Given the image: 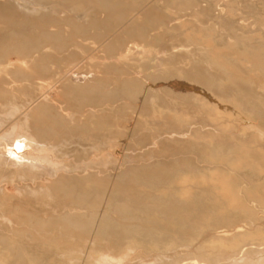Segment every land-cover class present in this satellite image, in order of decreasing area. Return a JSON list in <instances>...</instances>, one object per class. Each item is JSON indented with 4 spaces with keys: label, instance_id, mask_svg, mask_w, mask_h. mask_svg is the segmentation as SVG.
I'll return each instance as SVG.
<instances>
[{
    "label": "rangeland",
    "instance_id": "rangeland-1",
    "mask_svg": "<svg viewBox=\"0 0 264 264\" xmlns=\"http://www.w3.org/2000/svg\"><path fill=\"white\" fill-rule=\"evenodd\" d=\"M11 104L1 130L28 120L51 162L0 164V264H213L150 246L236 225L222 254L264 264V0H0V118Z\"/></svg>",
    "mask_w": 264,
    "mask_h": 264
},
{
    "label": "bare ground",
    "instance_id": "bare-ground-1",
    "mask_svg": "<svg viewBox=\"0 0 264 264\" xmlns=\"http://www.w3.org/2000/svg\"><path fill=\"white\" fill-rule=\"evenodd\" d=\"M24 6H28V4L19 5L18 8H21V10H23L25 14L31 15L33 13L32 8L24 7ZM133 46H135V45H133ZM136 47H137V45L135 46V48ZM129 52H130V49H128L126 51V54H128ZM27 62H28V60L27 61L24 60V61H20L19 63H21V65H26ZM5 64L6 65H3V67H4V69H7V67L13 66L14 63L9 62V63H5ZM18 111H19V108L16 105H14V104H11V106L9 105V110H8V113L6 112L5 118H0V127L2 128L3 124L6 121L10 120L11 118H13V116L17 115ZM240 117L243 120V122L246 123L245 127L254 128L253 124L246 122L247 120H249L248 118L243 117L242 115ZM27 121H26V123H27ZM9 122L11 123V121H9ZM25 124H22V123L20 124V122L19 123L13 122L10 126V129H8L6 131H2L0 128V164H2V163L7 164L9 162L14 163V164H29L28 167L32 170V166H33L32 164H45V163L51 162V159L47 155L41 156V154H48V152L46 150V145L42 141L37 139L31 132H29L28 127ZM14 146H15L16 150H18L20 152V154H17L14 152L15 154L13 155V157H11L7 154L5 149L7 147H14ZM50 150L54 151V148H51ZM33 152L36 154H33ZM32 160H38L39 162L34 163V162H32ZM247 178H248V176H247ZM221 179H222V181H221ZM210 181H214V182L221 181L222 187L217 188L216 186H213V189H215L216 191H219V192L222 191L224 194L229 195L231 203H234V204L239 203V197L240 196H238V188L234 189L232 187V185L228 181V178H226L225 174H223V175L221 174L220 176L217 175L216 177H212L210 179ZM201 182L204 183V181H200L199 183H201ZM192 189H193V186L191 183H189V180L183 179L181 181L180 187L178 189L176 188L175 190L177 193H180L181 195H186L188 193H192L191 192ZM250 189H248V190H250ZM252 192H253V189H252ZM255 192L258 193V195H256L258 197V198L256 197L257 200L261 203H264V191L257 189V190H255ZM223 205H224V203L221 202V205H219V207H222ZM1 207H3V206H1ZM214 207H215V205H214ZM224 208H225V206H224ZM232 212L227 211L222 216L213 217L214 218L213 221L216 224L219 222H220V224L221 223H230L234 220V217H236V215L235 216L233 215L235 212H233V214H232ZM240 212H243V213L247 212L249 214L252 213V211L250 209L247 210V208H243V207L240 208ZM220 215H221V213H220ZM250 215H253V213ZM205 218H206V216H205ZM206 219H208V218H206ZM209 223H211V222H209ZM248 230H249V228L247 229V227L245 225H236L232 229H217V230H215L214 237L211 238V240L209 241L211 243H216V246L212 247V248H208V247H206V245H203V244L198 245L197 248H195L194 245H189V244L188 245L187 244L178 245V242L182 241V240H186L185 238H183V239L182 238H179V239L167 238V239H163V240L162 239L155 240V241H153V243L151 244L150 247L154 246L155 248H157L160 246L159 244H161V246L159 247L161 250L160 249H158V250H160V254H163V253H167L170 249H172L174 247L176 248V247L185 246L186 250L189 247L192 248L190 253L197 252V253L204 254V256L217 257L218 259L216 260V262H218V264H259V262L257 263V261L254 258H250V256H246L249 252H245L246 251V248L244 247L245 244L242 245V247L238 250L237 253H233V254L229 255L228 257L224 256L222 254L225 250L226 251L227 250L235 251L238 243L245 242L246 239H248V236H247L249 233ZM256 233H259V232L256 231ZM231 235H232V239H227V237H229ZM249 238H251V237H249ZM139 240L140 239H136V238L132 239L130 241L129 248H131L132 247L131 245L134 243H140ZM186 241H188V240H186ZM189 242H190V240L188 241V243ZM141 243H143V242L141 241ZM158 250H156V251H158ZM183 251H185V250H183ZM186 253H188V252H186ZM260 258L263 259V257H259L258 259H260ZM159 259H160V261L164 262L162 255L159 256ZM186 259H187V261H184V262L182 261L181 263H183V264H212L211 262H207L204 260H195V259L189 260L188 257H186ZM165 261H167V260H165ZM212 262H213V264L216 263L215 261H212ZM53 264H55V263H53ZM166 264H180V261L175 260L173 258H169V260Z\"/></svg>",
    "mask_w": 264,
    "mask_h": 264
}]
</instances>
